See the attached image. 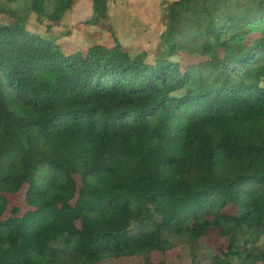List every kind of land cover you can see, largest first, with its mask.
I'll return each mask as SVG.
<instances>
[{
	"label": "trees",
	"instance_id": "obj_1",
	"mask_svg": "<svg viewBox=\"0 0 264 264\" xmlns=\"http://www.w3.org/2000/svg\"><path fill=\"white\" fill-rule=\"evenodd\" d=\"M91 1L89 22L106 19L109 0ZM29 2L45 34L0 0V264H166L151 254L171 237L212 232L228 240L214 264L252 261L239 233L264 235V0L171 1L151 61L115 38L66 52L53 27L75 0ZM24 185L29 209L2 218Z\"/></svg>",
	"mask_w": 264,
	"mask_h": 264
},
{
	"label": "rangeland",
	"instance_id": "obj_2",
	"mask_svg": "<svg viewBox=\"0 0 264 264\" xmlns=\"http://www.w3.org/2000/svg\"><path fill=\"white\" fill-rule=\"evenodd\" d=\"M173 0H109L108 17L90 23L92 16L91 0H75L74 5L68 10L61 22L53 27L64 51L70 52L84 49L93 43L112 44L113 39L118 40L123 46L133 52L146 51L148 59H153L154 53L160 42L162 32L166 27L165 12L167 5ZM6 8L17 11L20 15L26 14L25 25L28 30L38 34L46 33L49 21L42 18L36 19L34 13L29 12V0H1ZM10 17L0 14V22L6 23ZM229 50H222L225 53ZM183 65L195 64L199 61L196 53H181L178 56ZM26 186L16 194H7L8 207L2 218L10 215L13 206H19L21 213L29 209L25 200ZM226 212L234 213V207H228ZM241 240L247 237L248 244L253 252L254 259L244 264H264L261 255L264 253V235L257 237L252 243L250 235L243 231L239 233ZM243 236V237H242ZM172 248L165 253L152 252L151 260L154 263L164 261L166 264H214V256L226 250L227 238L216 233H208L197 240H188L181 237H171ZM233 264H240L233 259ZM96 264H143L141 257H109Z\"/></svg>",
	"mask_w": 264,
	"mask_h": 264
}]
</instances>
